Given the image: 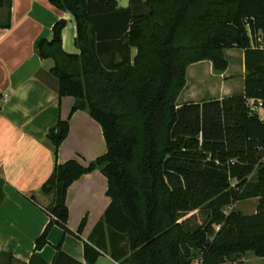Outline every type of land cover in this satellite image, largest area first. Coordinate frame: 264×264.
I'll use <instances>...</instances> for the list:
<instances>
[{"label": "trees", "instance_id": "obj_1", "mask_svg": "<svg viewBox=\"0 0 264 264\" xmlns=\"http://www.w3.org/2000/svg\"><path fill=\"white\" fill-rule=\"evenodd\" d=\"M48 2L73 16L78 52L62 48L64 19L54 22L50 39L36 41V52L53 60L58 96L75 99L70 114L86 110L99 123L106 151L86 165L55 164L41 186L51 197L45 208L51 218L34 249L47 243L54 224L72 233L67 188L99 169L110 202L94 231L106 227L108 241L98 246L119 264H222L248 252L264 257V163L251 160L255 152L264 156V121L247 107L249 98L264 99V50L256 41L264 37V0ZM10 6L0 0L1 27L10 26ZM227 49L243 50V92L177 104L188 66L209 60L224 71ZM68 129V119L48 129L55 151ZM255 197V213H225L235 200ZM193 211H203L206 221L191 227ZM62 254L57 247L53 262ZM84 254L93 264L99 251L84 243ZM0 257L1 264L14 263L9 251Z\"/></svg>", "mask_w": 264, "mask_h": 264}, {"label": "crops", "instance_id": "obj_2", "mask_svg": "<svg viewBox=\"0 0 264 264\" xmlns=\"http://www.w3.org/2000/svg\"><path fill=\"white\" fill-rule=\"evenodd\" d=\"M127 4L128 0L125 4L118 0L119 7ZM5 19L6 9L1 8L0 24ZM59 19L66 21L61 32L63 50L77 53L73 16L48 0H11L10 26L0 25V251L12 254L13 264H87L84 254L87 243L99 251L93 264H119L108 250L98 246L108 241L106 227L94 231L110 202L105 194L107 180L99 169L81 175L67 188V227L72 233L54 224L47 234V243L39 250L34 249L37 237L51 218L45 210L51 197L42 193L41 186L55 164L77 159L86 165L106 151L99 123L86 110L70 114L75 99L58 96V80L50 72L53 60L40 58L36 52V41L50 39L52 25ZM135 52L132 49V56ZM235 67L241 76L225 79V73L234 69L229 63L224 71L214 70L209 60L190 64L186 85L177 98L183 99L176 103L200 102V94L220 99L233 94L234 89L243 92V50ZM210 79L217 86L215 90L204 88ZM64 119L69 122L68 133L55 151L46 133ZM82 219L85 224L77 232ZM57 247L64 254L54 263ZM257 258L264 259L251 252L240 259L244 264H259Z\"/></svg>", "mask_w": 264, "mask_h": 264}, {"label": "rangeland", "instance_id": "obj_3", "mask_svg": "<svg viewBox=\"0 0 264 264\" xmlns=\"http://www.w3.org/2000/svg\"><path fill=\"white\" fill-rule=\"evenodd\" d=\"M122 2H123V4H125V0H122ZM70 38H72V35H70ZM70 43H71V41H70ZM258 45H259L258 46L259 49L264 50V39L263 38H262V41H259ZM226 55H227V57H226ZM225 57L227 59V62L230 65L234 66V69L230 68V70H228L225 73V75H226V76L224 75L225 79L228 78V77H231V76H234V77L235 76L238 77V75L241 76V74H239V70L235 67L236 63L239 62V59L241 60V50H239V49H230L225 54ZM218 73L219 72H216V74H218ZM244 74H246L245 71H244ZM218 79H220V78H218ZM234 81H236V80H234ZM234 81L232 83L233 87L236 86V82H234ZM208 84H209L208 86L204 87L205 89H206V87H208V89L213 88V90H215L216 87H217L213 80L209 81ZM241 91L242 90H240V89H234L233 94L240 93ZM203 96H204V94H200V98H201L202 101L203 100L216 99V97H217V96H212V95H207V96H204V97ZM182 99H183V97L180 96V98L177 101L181 102ZM251 160L253 161L255 166L261 161V158L259 157L258 152L253 153V155L251 157ZM230 183H231V186H233L236 189L235 181L231 180ZM259 201H260V198H258V197L250 198V199L235 200L231 206H229V207H227L225 209V213H228L233 208V209H236V210H238L241 213L246 214V215L253 214V213H255L257 211V206H258ZM189 216H191L189 218V225L191 227H194V226H197V225H200V224L204 223L206 221V218H207L206 214L203 211L202 212L201 211L200 212L193 211V212H191V213H189L187 215V217H189ZM122 241L123 242L121 243V247H123V249L126 250V244H124V238H122ZM257 259H258L257 261H258L259 264H264V259L263 258H257ZM2 261H3V257H0V264H1ZM195 263H196V261H193V264H195Z\"/></svg>", "mask_w": 264, "mask_h": 264}, {"label": "built area", "instance_id": "obj_4", "mask_svg": "<svg viewBox=\"0 0 264 264\" xmlns=\"http://www.w3.org/2000/svg\"><path fill=\"white\" fill-rule=\"evenodd\" d=\"M262 37L260 34L257 37V46H259V41H262ZM6 94L3 95V100L6 99ZM247 107L250 111V113L256 114L257 117L264 121V99H259V98H249L247 99ZM261 162L264 163V156L261 158ZM219 226H215V230H218ZM193 264V263H192ZM195 264H202L201 262H196ZM222 264H244L241 259L235 260L232 263H222Z\"/></svg>", "mask_w": 264, "mask_h": 264}]
</instances>
